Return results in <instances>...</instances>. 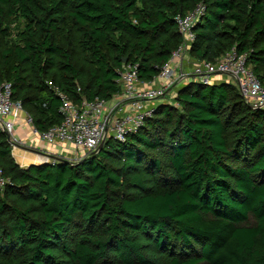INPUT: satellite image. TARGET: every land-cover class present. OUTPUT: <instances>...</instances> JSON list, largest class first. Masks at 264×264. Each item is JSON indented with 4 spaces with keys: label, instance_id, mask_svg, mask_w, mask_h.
Instances as JSON below:
<instances>
[{
    "label": "trees",
    "instance_id": "trees-1",
    "mask_svg": "<svg viewBox=\"0 0 264 264\" xmlns=\"http://www.w3.org/2000/svg\"><path fill=\"white\" fill-rule=\"evenodd\" d=\"M199 4L191 59L234 49L264 85V0H0V84L47 131L58 92L111 100L124 63L152 82ZM160 98L77 160L22 167L0 128V264H264V110L227 81Z\"/></svg>",
    "mask_w": 264,
    "mask_h": 264
},
{
    "label": "built area",
    "instance_id": "built-area-1",
    "mask_svg": "<svg viewBox=\"0 0 264 264\" xmlns=\"http://www.w3.org/2000/svg\"><path fill=\"white\" fill-rule=\"evenodd\" d=\"M204 11L205 6L199 4L186 15L177 17L179 32L184 40L152 82L139 79L136 64L124 63L119 70L121 90L111 100L96 97L75 103L64 93L58 92L63 120L47 131L40 132L33 125L31 115L23 109L21 102L13 100L12 83L3 81L0 84V128L7 133L12 147L24 145L13 134L15 120L24 113V119L31 126L32 133L40 139L49 145L71 144L78 150L75 158L66 155L60 157L80 159L97 150L100 143L110 137L125 140L128 134L137 132L153 112L146 101L167 95L178 79L188 76L192 80L208 84L215 74H229L235 79L246 103L253 109L264 110V85L247 66L245 54L238 55L233 49L215 61H195L190 72L184 71L189 58L188 47L194 39L193 26ZM35 153V164L55 161L47 154L38 151ZM8 182L9 179L4 176L0 167V188L4 189Z\"/></svg>",
    "mask_w": 264,
    "mask_h": 264
},
{
    "label": "crops",
    "instance_id": "crops-1",
    "mask_svg": "<svg viewBox=\"0 0 264 264\" xmlns=\"http://www.w3.org/2000/svg\"><path fill=\"white\" fill-rule=\"evenodd\" d=\"M192 62H194L193 59ZM13 134L24 143L21 147L12 149L14 158L22 167L35 163L37 159L35 151L49 155L51 160L61 155L75 158L78 154V150L71 144L49 145L32 133L31 126L24 119V113H21L20 117L15 120Z\"/></svg>",
    "mask_w": 264,
    "mask_h": 264
},
{
    "label": "rangeland",
    "instance_id": "rangeland-1",
    "mask_svg": "<svg viewBox=\"0 0 264 264\" xmlns=\"http://www.w3.org/2000/svg\"><path fill=\"white\" fill-rule=\"evenodd\" d=\"M188 63H185V70L184 71H187V72H190L192 69H193V64L195 63L192 62V59L191 57L189 56L188 54ZM185 61V62H187ZM192 77L188 76L187 78L185 79H178L175 84L173 85V87L171 88V90L167 93V98L170 99L168 101H171L173 102L174 99H175V96L177 95L180 87L185 84L187 81H189ZM215 81H227V82H232V83H235V79L232 78L231 75L229 74H215L212 76L211 78V82H215ZM164 101H166L165 99L163 98H158V99H155V100H151V101H146V105L150 108H152L153 106H156L160 103H163Z\"/></svg>",
    "mask_w": 264,
    "mask_h": 264
},
{
    "label": "water",
    "instance_id": "water-1",
    "mask_svg": "<svg viewBox=\"0 0 264 264\" xmlns=\"http://www.w3.org/2000/svg\"><path fill=\"white\" fill-rule=\"evenodd\" d=\"M124 62H127V59H124ZM103 144H104V141H102V142L100 143V145H99L98 148H101V147L103 146ZM97 150H98V149H97ZM97 150H95V151H93V152L96 153ZM34 164H35V163H34Z\"/></svg>",
    "mask_w": 264,
    "mask_h": 264
}]
</instances>
